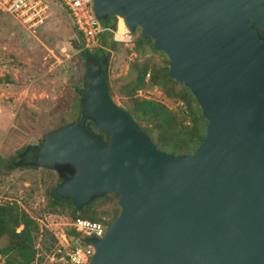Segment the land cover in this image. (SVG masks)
<instances>
[{
	"label": "water",
	"instance_id": "95a60500",
	"mask_svg": "<svg viewBox=\"0 0 264 264\" xmlns=\"http://www.w3.org/2000/svg\"><path fill=\"white\" fill-rule=\"evenodd\" d=\"M92 1L150 39L205 125L190 153L157 150L107 97L105 57L85 58L79 115L39 139L33 163L69 168L53 192L76 210L116 195L103 235L83 239L87 264H264V0Z\"/></svg>",
	"mask_w": 264,
	"mask_h": 264
},
{
	"label": "rangeland",
	"instance_id": "374dc122",
	"mask_svg": "<svg viewBox=\"0 0 264 264\" xmlns=\"http://www.w3.org/2000/svg\"><path fill=\"white\" fill-rule=\"evenodd\" d=\"M119 19L114 16L115 28ZM138 34V30L130 33V43L113 41L107 31L97 37L98 47L106 50L103 68L110 99L123 109L128 103L118 90L133 75L131 62L147 59L152 65H166L162 53L150 52L146 46L143 51H133ZM81 43L80 35L60 4L52 5L44 22L34 29H26L12 16L0 13V157H18L17 150L32 148L47 132L76 120L78 90L84 86L87 70L80 56ZM156 92L146 82L135 96L153 98L172 108L176 100L162 99ZM64 172L67 170L62 167L25 166L7 171L0 163V204L16 201L35 219L34 244L41 257L57 242L56 236L61 232L71 233L67 210L51 211L46 206L48 189ZM5 242V238H0V247Z\"/></svg>",
	"mask_w": 264,
	"mask_h": 264
},
{
	"label": "trees",
	"instance_id": "16d2710c",
	"mask_svg": "<svg viewBox=\"0 0 264 264\" xmlns=\"http://www.w3.org/2000/svg\"><path fill=\"white\" fill-rule=\"evenodd\" d=\"M102 23L105 26L114 28V16H109ZM144 46L150 52L156 51L152 48L149 38L142 39L138 34L133 41V51H143ZM96 48L94 52L84 49L80 50L83 64L85 63V58L90 59L96 56V59H101L104 57L106 50L101 47ZM164 60L166 64V59ZM84 65L86 66V64ZM166 67L167 64L164 66L149 64L147 59L140 62L132 61L129 68L133 75L129 80L121 83L118 90V93L124 96L128 103L125 109H121L133 121L136 129L145 135L157 150L173 155L188 154L202 140L205 120L200 115L199 108L191 94L181 83L167 77ZM146 73H148V84L150 86H159L165 97L180 100L183 104L182 107L169 108L160 101L136 97L135 92L146 84ZM105 88L106 95L110 99V88L106 80ZM78 91L81 99L83 94L81 90ZM87 127L93 134L99 135L104 141L106 140V135L90 121H87ZM32 148L17 150L20 153L18 157L15 155L0 157V163L7 171L12 170L16 166L35 168L36 166L33 163L34 150L31 151ZM16 160H19L18 164H16ZM63 174L67 176L66 172ZM61 179L62 177H58L56 183L47 191L46 206L49 210H67L71 220L81 217L91 221H99L105 225L109 223L112 217L116 216L118 208L114 204L115 194L105 193L76 210L70 200L62 199L53 192L54 186ZM98 207H102V209L98 210ZM36 229L35 219L29 216L16 201H4L1 203L0 238H5L6 242L0 247V264H32L37 253L34 244V232Z\"/></svg>",
	"mask_w": 264,
	"mask_h": 264
},
{
	"label": "built area",
	"instance_id": "2783aa9c",
	"mask_svg": "<svg viewBox=\"0 0 264 264\" xmlns=\"http://www.w3.org/2000/svg\"><path fill=\"white\" fill-rule=\"evenodd\" d=\"M57 4H60L68 14L74 29L80 35L82 49L90 51L98 47L97 37L103 31L110 33L113 41L131 42L128 31L114 39L117 26L111 28L103 25L95 16L92 0H0V13L12 16L26 29H34L44 22L51 6ZM145 81L148 82V73L145 74ZM152 88L162 99L165 98L158 86L152 85ZM182 105L180 100H176L172 108L177 106L180 108ZM69 227L73 233L61 232L58 237L56 236L57 242L42 257L39 252L36 253L32 264H87L93 248L90 244L84 243L83 239L101 237L106 225L99 221L76 217L71 220Z\"/></svg>",
	"mask_w": 264,
	"mask_h": 264
},
{
	"label": "clouds",
	"instance_id": "9594fccd",
	"mask_svg": "<svg viewBox=\"0 0 264 264\" xmlns=\"http://www.w3.org/2000/svg\"><path fill=\"white\" fill-rule=\"evenodd\" d=\"M128 31L124 19L120 18V23L117 32L114 34V39L122 34H125ZM102 235V233H101Z\"/></svg>",
	"mask_w": 264,
	"mask_h": 264
},
{
	"label": "flooded vegetation",
	"instance_id": "af4514ba",
	"mask_svg": "<svg viewBox=\"0 0 264 264\" xmlns=\"http://www.w3.org/2000/svg\"><path fill=\"white\" fill-rule=\"evenodd\" d=\"M261 35L264 37V34L263 33H261ZM89 60H92L93 62H100V59H96V56H94V58H91V59H89ZM102 67L104 66V63H101L100 64ZM33 150V148L31 149V151ZM34 152V151H33ZM66 170H67V175L69 174V168H65Z\"/></svg>",
	"mask_w": 264,
	"mask_h": 264
},
{
	"label": "bare ground",
	"instance_id": "6f19581e",
	"mask_svg": "<svg viewBox=\"0 0 264 264\" xmlns=\"http://www.w3.org/2000/svg\"><path fill=\"white\" fill-rule=\"evenodd\" d=\"M119 23H120V19H119V22H118V27H119ZM117 30H118V28H117ZM117 32V31H116ZM119 37V36H118Z\"/></svg>",
	"mask_w": 264,
	"mask_h": 264
},
{
	"label": "crops",
	"instance_id": "0c3cea01",
	"mask_svg": "<svg viewBox=\"0 0 264 264\" xmlns=\"http://www.w3.org/2000/svg\"><path fill=\"white\" fill-rule=\"evenodd\" d=\"M68 15V14H67ZM70 19V18H69ZM71 21V20H70ZM72 23V22H71Z\"/></svg>",
	"mask_w": 264,
	"mask_h": 264
}]
</instances>
